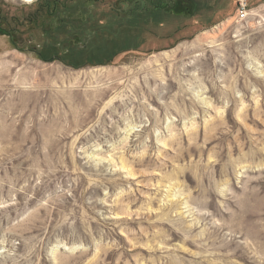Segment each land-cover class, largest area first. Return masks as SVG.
Segmentation results:
<instances>
[{"label":"rangeland","instance_id":"rangeland-1","mask_svg":"<svg viewBox=\"0 0 264 264\" xmlns=\"http://www.w3.org/2000/svg\"><path fill=\"white\" fill-rule=\"evenodd\" d=\"M249 3L240 22L233 0H0V264H264ZM77 28L86 53H45Z\"/></svg>","mask_w":264,"mask_h":264},{"label":"flooded vegetation","instance_id":"flooded-vegetation-1","mask_svg":"<svg viewBox=\"0 0 264 264\" xmlns=\"http://www.w3.org/2000/svg\"><path fill=\"white\" fill-rule=\"evenodd\" d=\"M54 7H53L54 8V10H53L54 13H52V14L53 15H57L56 12H57V10H58V8L60 6L55 5ZM62 8L65 9V8H67V6H64ZM94 8H96V7L93 6L87 13H84V9L83 8L79 9V11H78V7H77L75 9V11H77V12H75V14L78 13V14H80L81 18L83 17V18H86V20H87L89 17H84V16H86V15L89 16L90 15V17H92L91 13L93 11H97V12L102 11V13L105 12V10H94ZM155 10H159V7H155ZM67 11L70 12L71 10L67 9ZM110 11H113V10L110 9ZM75 14H74V12H71L70 14H66L64 16H69L70 19H71V18L76 17ZM76 18H77V20H76L77 22L76 23L79 24L78 16ZM76 18H74V19H76ZM84 21H85V19L84 20H81V24H80V26H78V28L81 29V31L84 30L83 29L84 28V25H83ZM96 22H100L101 23V20L96 19V17H95V19L91 20V23H93V24L96 23ZM78 28H77V30L75 32H73V36L74 37L71 38L70 41H67V40H64V41L58 40V41H55L54 42L53 40H51V38H46V39H49V40L47 41L48 48L44 46L45 53H49V52H52V51L55 52L56 51V48H57L56 45H54L52 47V51H51V45H53L55 43L57 45L61 46L62 44H66V42H68V44L66 45L67 47L66 46H63V45L61 47H59L58 50L53 54L54 56L52 58L57 59V60H60V61L62 59L73 58V57H75L74 56L75 55V53H74L75 50H78V52H80L78 55L83 54V53H86V51H85L86 48L83 45V43H81V42H83V40H82L83 33H86L88 35V36L87 35L85 36V38L88 39L87 42H89L91 44L92 43H96L97 44L98 42H102V39H103L102 36H104V32H107V31H104V30L101 31L102 28L99 27V26H96V27H94L90 31L85 28V30L83 31V33L81 32L80 34H78V30H79ZM74 30L75 29L72 28V31H74ZM72 42L75 44V46H74V44ZM87 42H84V44H86ZM90 53H92V52H90Z\"/></svg>","mask_w":264,"mask_h":264},{"label":"built area","instance_id":"built-area-1","mask_svg":"<svg viewBox=\"0 0 264 264\" xmlns=\"http://www.w3.org/2000/svg\"><path fill=\"white\" fill-rule=\"evenodd\" d=\"M236 6L238 20L240 22L247 21L250 18L249 0H233Z\"/></svg>","mask_w":264,"mask_h":264},{"label":"bare ground","instance_id":"bare-ground-1","mask_svg":"<svg viewBox=\"0 0 264 264\" xmlns=\"http://www.w3.org/2000/svg\"><path fill=\"white\" fill-rule=\"evenodd\" d=\"M18 1H21V2H25V3H35L37 1H40V0H18Z\"/></svg>","mask_w":264,"mask_h":264}]
</instances>
